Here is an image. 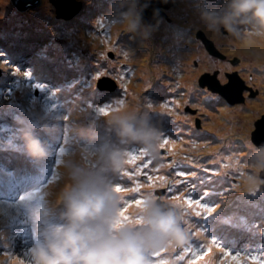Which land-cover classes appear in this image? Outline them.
Listing matches in <instances>:
<instances>
[{"label": "rangeland", "instance_id": "1", "mask_svg": "<svg viewBox=\"0 0 264 264\" xmlns=\"http://www.w3.org/2000/svg\"><path fill=\"white\" fill-rule=\"evenodd\" d=\"M12 2L0 0V70L7 75L3 81L8 85L0 86V112L4 115L3 120L10 119L14 124L9 129L0 128L5 132V135L0 134V183L7 174L6 161L12 159L19 163L29 158L21 136L14 138L25 125L33 127L46 147L42 159L31 157L36 168H44L46 172L43 171L38 185L32 184V192L25 194V199L9 203L0 197V264H27L29 248L41 226L54 219L62 207L57 197L67 181L68 165L97 166L100 146L116 142L105 117L123 106L149 113L151 122L162 134V146L155 159L141 153L139 146H125L126 152L133 148L136 151L133 153L135 159L126 156L125 166L113 176L122 188L123 215L134 218L135 200H142L145 194L151 193L158 199L180 205L188 222L186 243L156 251L158 255H151V264L161 261L164 264H188L197 255L204 259V263L197 264H236L230 257H224L211 238L231 255L239 252L237 259L241 264H257L249 259L251 256L264 260L259 257L264 252L261 249V243L264 245V171L255 170L257 174H251V165L246 161L249 142L259 145L253 141L252 133H256L255 123L264 115V86H261L264 75L257 68L264 64V36H253L252 39L246 34L235 48L228 42L235 43L237 37L228 41L225 33L209 31L200 19L199 25L206 32L201 33L205 49L200 53L204 60L198 61V53L193 51L190 62L182 63L178 61L181 53L171 50L166 43L163 55L157 56V64H154L147 58L130 60L115 48L114 41L119 42L120 33L113 35L110 31L108 37H99V16H107L109 24L111 19L106 8L101 9L99 4H114L115 0H88L82 13L80 11L71 18L58 16L57 10L52 12L50 7L54 9L55 6L51 0H45L46 4H28L22 9ZM223 2L214 6L219 8ZM149 4V9L155 10L161 2L149 0ZM152 14L156 16V11ZM102 24H105L104 20ZM208 36L214 38L215 44L227 54L224 61H215L209 55L217 57L219 52ZM255 42L260 44L250 47ZM208 46L215 48L216 54L211 53ZM112 50L119 56L116 61L99 62ZM29 52L30 60L35 63L36 78L33 68L24 72L20 69L21 63L15 64L18 60L29 59ZM64 55L70 56L67 58L69 64L62 61ZM187 55L182 53V57ZM244 57L252 60L246 61ZM163 60L165 63H158ZM142 66L149 71L140 70ZM48 72L60 76H56L54 89L49 86L55 85L51 82L55 75L50 76ZM238 72L246 80V75L254 76L249 81L251 86ZM199 73L200 78L208 76L212 86L222 91L226 84L234 81L231 99L238 100L228 103L219 90L213 92L207 85H201L197 81ZM99 77L105 84L101 91L97 88ZM113 81L117 86L112 85ZM48 82L49 86L42 87ZM253 88L258 91L255 100L250 98V94L254 95ZM175 100H179V112L185 120L172 113L165 115L161 110L162 106L173 109ZM101 108H108L107 114H103ZM12 129L14 135L10 132ZM256 135V141L264 143V127ZM48 139H52L51 144ZM183 182H186L184 186ZM189 196L215 207L198 231L200 216L195 215L198 209L184 203ZM20 206L28 207L22 209ZM21 222L30 224L27 233L18 232ZM254 232L257 235H253ZM248 242L259 243L254 248H247ZM186 246H190L187 253L184 252Z\"/></svg>", "mask_w": 264, "mask_h": 264}, {"label": "clouds", "instance_id": "2", "mask_svg": "<svg viewBox=\"0 0 264 264\" xmlns=\"http://www.w3.org/2000/svg\"><path fill=\"white\" fill-rule=\"evenodd\" d=\"M138 2L116 0L118 7H127L116 12L114 24H124L127 32L146 40L152 26L142 23ZM199 15L209 31L223 30L237 38L264 36V0H224L219 8H201ZM105 119L116 142L100 146L95 168L68 165L67 181L57 197L62 207L54 219L41 226L29 248L27 264H151L152 252L181 246L188 240L185 211L151 193L137 204L134 218L124 220L123 198L113 176L125 166V146H139L155 159L161 132L149 113L127 106L115 109ZM4 125L8 127L10 121L4 120ZM21 138L27 155L33 159L46 155V147L32 126L22 128ZM247 149L251 174L264 171V144L249 142Z\"/></svg>", "mask_w": 264, "mask_h": 264}, {"label": "flooded vegetation", "instance_id": "3", "mask_svg": "<svg viewBox=\"0 0 264 264\" xmlns=\"http://www.w3.org/2000/svg\"><path fill=\"white\" fill-rule=\"evenodd\" d=\"M223 1L224 0H160L161 5H159V7H157L155 10H152V9H149V6H150L149 0L148 1L139 0L137 4V8L138 9L142 8V12H141L142 23L152 26L150 37L145 40L136 34V37H133V40H130L131 42L129 41V43H127V40L129 39H127L124 36L127 34V30H124L121 32L119 31V33L121 34V37L119 38V42L118 40H116V42L114 41V47L119 49L122 52V54L126 56L127 58H129L130 60L136 61L135 58L139 56V54L142 53V54H145L144 56H142L144 60L147 58L148 60H151V61L153 60L158 61L157 56L161 57L163 55L162 49L166 47V43H167L168 45H170L171 50H175V52L181 53V55H179L178 61L182 63L190 62L189 59L192 56L193 51H196L198 53V61L204 60L203 59L204 57L202 58V53L200 52H201V49L203 48L205 49L204 41L202 39L203 35L201 34L202 32H205V30L203 26L199 25L200 16L197 13H199L200 8L215 7L214 5H216L217 3H220L221 5ZM85 2L87 3L88 0H77L76 3L79 4V10L77 11V13H79L83 9V7L85 6ZM42 3L46 4L45 0H39L37 5H40ZM51 3L52 5L54 4L53 2ZM209 3H212V6H209L208 5ZM114 4L117 5L116 3ZM145 4L147 5V7H143V5ZM54 6L55 5H53V7ZM126 7L127 5H123L120 10H123ZM50 9L52 12H55L54 10H56L55 7L54 9L50 7ZM155 11H156V16H153L152 13H154ZM115 14H116L115 11L109 13V16L111 18L110 24L107 21V16H101L104 18H99V20L101 21V24L97 26V28H98V35H100L99 36L100 38L109 36V33L110 31H112V27H113L111 22L115 23L114 21ZM102 20L105 21V24H102ZM220 32L225 33L224 36H226L228 41H231L232 38L234 37L226 33L223 30H220ZM115 34H118V33H115ZM217 37L219 39L221 38V36L218 34H217ZM208 38L211 41V43L218 49V52H219L217 57L212 54H209V53L208 54L212 56L215 61H221V60L224 61L225 58L227 57V54L224 53L220 49L221 46L219 45L217 46L215 44L214 38L209 37V36ZM240 39L241 37L238 38V40H236V42L233 44L231 42H228V45L234 46L236 48L237 43L243 42V39L242 40ZM131 43H132V51L128 49ZM176 45H177V48H176ZM209 47L210 48H208V50L211 53L216 54V49L211 46ZM184 52L188 53V55L185 57H182V53ZM107 54L102 59H100L99 62L116 61V59L119 58V56L116 54V51L114 50H112L108 55ZM154 54H156L157 56H155ZM94 61H97V60H94ZM163 61L164 62H158V63H165L166 60H163ZM193 61L196 64L195 66L199 67L198 62L196 60H193ZM244 70H245V67H243L242 72ZM239 74L244 79V82H246L248 86L249 85L251 86L249 81L250 79L253 80L254 76H251V75L248 76L245 74L248 79L246 80L242 76L241 73ZM216 75L218 76V73H216ZM207 78L208 76L202 79H207ZM197 81H200V73L197 78ZM114 83L117 86L116 82ZM253 90H254L253 91L254 95L250 94V98H253L255 100L257 98L258 91L255 88H253Z\"/></svg>", "mask_w": 264, "mask_h": 264}, {"label": "bare ground", "instance_id": "4", "mask_svg": "<svg viewBox=\"0 0 264 264\" xmlns=\"http://www.w3.org/2000/svg\"><path fill=\"white\" fill-rule=\"evenodd\" d=\"M100 5V8L102 9V8H106V10H107V12H109V13H111V12H113V11H115V12H117V11H119L120 9H121V7L122 6H117V5H115V4H112V3H101V4H99ZM209 6H212V3H209L208 4ZM107 8H109V9H107ZM97 14V13H96ZM197 14H199V13H197ZM83 16V15H82ZM200 16V15H199ZM100 18H104V17H101V16H99ZM111 20V19H110ZM83 23H84V20H83ZM112 23V31H113V34H115V33H119V31L121 32V31H124V30H126V27H125V25L124 24H114V22H111ZM95 26V25H94ZM127 39H129V40H133V37H136V34H133V33H129V32H127V34L126 35H124ZM254 35H250V37L252 38ZM253 39V38H252ZM249 41L250 40H247V43H249ZM260 43H263V41H260ZM260 43H258V42H255V43H252L251 45H250V47L251 46H253V45H259ZM244 46H245V43H244ZM249 47V48H250ZM128 49L130 50V51H132V43H131V45L128 47ZM30 51H32L33 49L32 48H30L29 49ZM244 50H246V52H248V50L247 49H244ZM150 52V51H149ZM16 54H17V51H16ZM145 54H139V56H137L136 58H135V60L136 61H142V60H144V58H142V56H144ZM155 56H157L156 54H154ZM31 56L30 55H28V57L27 58H30ZM68 57H70V56H68ZM67 56H63V58H62V61L65 63V64H69L70 63V61H68L67 60V58H68ZM244 60H246V61H251L252 59H250V58H248V57H244ZM245 61V62H246ZM261 60H259L258 62H260ZM22 62H24L25 64H24V66L25 67H27L29 70H31L32 71V68H33V75H34V77L36 78V73L37 72H35L34 73V67H35V63L32 61V60H30V59H26V60H22ZM152 63H154V64H156L157 63V60H153L152 61ZM258 68V70H259V72L260 73H263V75H264V64H261L260 66H258L257 67ZM140 70H142L143 72H145V71H149V69L147 68V67H143L142 66V69H140ZM57 77L58 78H60V76H58L57 75ZM167 86H169L170 84L169 83H167L166 84ZM261 86H264V82L261 80ZM264 92V91H263ZM262 92V93H263ZM216 95V94H215ZM151 102H153V101H151ZM174 103H175V106H173V109H167V107L166 106H162L161 108V110H163V112H165L164 114L165 115H169L170 113H172V114H174V115H176L177 117H179L180 119H182V120H185V117L184 116H182L181 114H180V112H179V108H178V104H179V100H175L174 101ZM248 117V116H247ZM264 117V116H263ZM9 123H5V125H8ZM219 124L218 123H216V126H218ZM218 128V127H217ZM11 131V130H10ZM242 131H244V129L242 130ZM47 142L49 143V144H51L52 143V139H48L47 140ZM29 158H28V160H27V163H26V165L25 164H23V163H17V162H15V164L13 163V162H11V161H6L7 162V167H6V169H7V174L6 175H12V173H13V175H14V173H15V170H18L17 169V167H18V165H19V167H20V169H19V171H21V172H23V171H25V173H27L28 174V176H29V181H31V184H35V186L36 185H38L40 182L38 181L41 177H42V174H43V171H44V173L46 172L45 171V169L44 168H41V169H37L36 168V165H35V162H33V160H32V158L30 157V156H28ZM236 171V170H235ZM238 173H240V172H236V174H238ZM37 183V184H36ZM186 184V182H183L182 183V185L184 186ZM248 213H249V210H248ZM209 219V217H204L203 215H201L200 217H199V224L197 225V227H196V230L198 231L199 229H198V227L200 228V225L202 224V223H204L205 221H207ZM26 229H23V231H25ZM199 234V233H198ZM197 234V235H198ZM193 236L196 238V236L193 234ZM199 263L201 262V263H204V259H202V260H200V261H198ZM209 262V261H208Z\"/></svg>", "mask_w": 264, "mask_h": 264}, {"label": "snow or ice", "instance_id": "5", "mask_svg": "<svg viewBox=\"0 0 264 264\" xmlns=\"http://www.w3.org/2000/svg\"><path fill=\"white\" fill-rule=\"evenodd\" d=\"M117 103H123V101H118ZM148 107H151V104L148 105ZM100 111L103 113V114H107V111H108V108H101ZM162 136V134H161ZM162 146V145H160ZM136 151L135 148L131 149L130 151L126 152V156H132L133 159H135V156L133 155V153ZM139 151L141 153H143L146 157H148V155L145 153V151L143 149H139ZM177 183H179V181H177ZM116 187V190L117 191H121L122 188H121V185L119 183H116L115 185ZM172 186L169 185V188H171ZM124 191H127V189H123ZM137 189H133V191H136ZM141 202V200L137 199L135 200V203L136 204H139ZM185 204H187L190 208H194V209H198L195 211V215L196 216H201V215H204L205 217L212 214L214 211H215V207L214 206H209L205 203H203L201 201V199H196V200H193L190 196L184 201ZM202 210V211H201ZM121 215L123 216L124 220H128V217H125L123 215V209H121ZM201 231H203L201 229ZM212 242L216 244L217 248L220 249L221 252H223L224 254V257L225 258H228L230 257L232 261H235L236 264H241V261L238 260L237 258L240 256V253L237 252L235 255H231V253L229 252L228 249L226 248H223L221 247L220 244H218L214 238H211ZM190 250V246H186L184 248V252L187 253L189 252ZM211 249L209 248L208 251H210ZM207 253H204L203 255H206ZM151 255H158V253L155 251V252H152ZM181 259L183 258V253L181 254ZM203 259V256L202 255H197L195 257V260H190L188 262V264H197L198 261L202 260ZM249 259L251 260H254L257 262V264H264V260H261L259 259L257 256H251L249 257ZM160 264H164L163 261L160 262Z\"/></svg>", "mask_w": 264, "mask_h": 264}, {"label": "water", "instance_id": "6", "mask_svg": "<svg viewBox=\"0 0 264 264\" xmlns=\"http://www.w3.org/2000/svg\"><path fill=\"white\" fill-rule=\"evenodd\" d=\"M12 1L14 4H16V6H18L20 9H22L28 4L36 5L39 0H12ZM51 2L54 3L55 7L57 8L56 10L58 12V16H61V17L64 16L66 18H71L74 15H76L77 11L79 10V4H77V3L75 4L74 0H51ZM208 48H210V47L208 46ZM202 78H204V77L200 78V84L201 85H207L213 92H216L215 90H219L217 87L212 86V84H213L212 81H210L208 79H202ZM99 83H102V82L99 80ZM234 83H235L234 81H230L229 84H226L224 86L223 91L219 90L220 94L223 95L225 97V99L228 100L229 103H235L238 100V99H231L232 93L230 92V90L233 89ZM112 85L116 86L114 81H113ZM241 100H242V98H241ZM263 119H264V117H261V119H259V122L257 121L255 123V125L257 127V129L255 131L256 133H252L253 141L256 143H259V145L264 144V143H260L261 141L260 142L258 140L256 141V139H257L256 134L261 132L263 130V127H264ZM253 136H254V138H253Z\"/></svg>", "mask_w": 264, "mask_h": 264}]
</instances>
